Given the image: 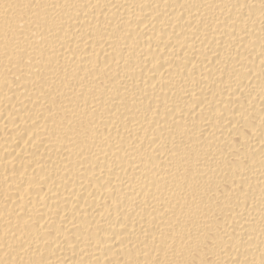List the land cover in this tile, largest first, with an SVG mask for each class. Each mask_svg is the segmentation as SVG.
I'll return each instance as SVG.
<instances>
[{
  "label": "bare ground",
  "instance_id": "obj_1",
  "mask_svg": "<svg viewBox=\"0 0 264 264\" xmlns=\"http://www.w3.org/2000/svg\"><path fill=\"white\" fill-rule=\"evenodd\" d=\"M0 264H264V0H0Z\"/></svg>",
  "mask_w": 264,
  "mask_h": 264
}]
</instances>
